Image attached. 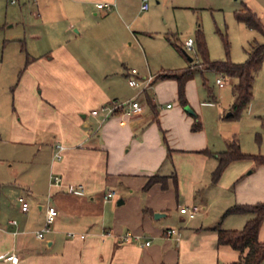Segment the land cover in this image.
<instances>
[{
  "label": "crops",
  "instance_id": "1",
  "mask_svg": "<svg viewBox=\"0 0 264 264\" xmlns=\"http://www.w3.org/2000/svg\"><path fill=\"white\" fill-rule=\"evenodd\" d=\"M35 2L23 24L29 53L8 86L11 104H3L0 115V142L6 145L0 155V264L236 262L239 253L219 246L215 229L240 230L252 218L223 214L234 205L264 201V166L236 160L212 182L222 151L213 150L199 115L193 120L185 115L184 110L192 112L188 99L180 106L169 104L168 99L178 98L176 80L157 77L190 65L160 68L150 76L152 95L159 93L161 103L165 99L160 112L142 88L144 72L133 76L138 87L128 84L131 59L148 57L141 36L162 40L160 57L185 58L177 33L167 23L156 32L137 27L138 15L128 0ZM167 84L169 97L162 93ZM140 86L130 94L125 89ZM184 92L188 96L186 82ZM133 101L140 111H131ZM113 102L121 107L109 111ZM56 142L63 146L60 159L54 156ZM52 175L61 178L59 184L51 183ZM153 175L164 178L165 186L155 182L145 189ZM69 185L81 186L82 194L68 192ZM110 190L115 197L105 200ZM20 198L28 204L26 211ZM48 206L58 214L40 239L36 233ZM181 207L198 211L189 218ZM168 228L179 235L166 236ZM263 239L264 220L258 232ZM11 254L15 263L4 259Z\"/></svg>",
  "mask_w": 264,
  "mask_h": 264
},
{
  "label": "rangeland",
  "instance_id": "2",
  "mask_svg": "<svg viewBox=\"0 0 264 264\" xmlns=\"http://www.w3.org/2000/svg\"><path fill=\"white\" fill-rule=\"evenodd\" d=\"M128 4L131 12H136L138 15L137 27L148 28L149 32H156L167 23L170 31L177 33V44L187 56L193 59L189 62L187 57L179 56L173 59L160 57L157 48L162 40H159L157 36H141L143 42L140 41V43L146 49L148 57L138 54L137 57L131 59L129 67L138 71L140 75L144 72L146 77L154 76L160 68H171V66H176L175 64L191 66L199 61L195 43L197 29H200L204 35L210 60L226 59L227 48L228 59L231 62L243 63L252 45L263 42V37L257 30L249 29L244 23L236 20L235 13L245 8L250 9L264 24V0H153L149 3V9L143 12L139 10V1L128 0ZM35 5V0H0V115H3L2 105L8 108L11 104L12 97L8 86L14 84L17 72L29 53L28 38L25 39L26 32L24 33L23 24L29 21V11ZM187 37L194 42L188 50L183 46ZM192 69V76L184 80L188 85V96L184 92V97L188 99V106L192 112L184 110V113L192 120L193 114L199 115L201 131L210 138L213 150L224 151L227 144L235 139L242 153L246 155L264 154V130L261 126L264 118V60L255 74L250 103L237 117L233 118L225 117L230 112L233 102L232 84L235 80L205 69L204 66L196 65ZM217 78L222 79V87L215 83ZM155 81V83H161V81ZM151 83L147 85L146 91L149 96L151 95L157 111L160 112L165 106V99L161 103L159 93L156 96L152 95L150 87L152 88L153 85ZM174 83L177 90L176 81ZM143 87L144 84H142ZM125 89H128V94H130L141 89V86ZM170 89V84H167L162 89L164 91L162 93L169 97ZM2 96L5 99L4 103ZM212 96L215 97L214 101ZM168 102L170 105L180 106L176 97L174 100L168 99ZM5 147L6 145L0 142V155ZM238 161L245 165L258 167L250 159Z\"/></svg>",
  "mask_w": 264,
  "mask_h": 264
},
{
  "label": "trees",
  "instance_id": "3",
  "mask_svg": "<svg viewBox=\"0 0 264 264\" xmlns=\"http://www.w3.org/2000/svg\"><path fill=\"white\" fill-rule=\"evenodd\" d=\"M237 21L244 23L249 29L257 30L263 37L262 43L253 44L248 52L247 59L243 63H233L228 59V50L226 48V59L224 60H210L205 44V39L200 29L195 32V43L199 61L187 67L185 70L165 71L159 73L157 77L165 79H174L178 84V99L185 104L184 98V79L192 71L193 66H204L205 69L223 74L235 80L232 84L233 102L230 107L231 114L225 118L237 117L242 110H244L250 103L253 92V81L255 74L259 71L262 61L264 60V24L257 17V15L250 9H243L235 13ZM227 47V44L225 43ZM182 55L186 56L184 50L177 47ZM148 104L154 109L151 101ZM261 126L264 130V118ZM198 125L195 123L193 130ZM259 138V137H258ZM261 139L259 138V141ZM250 159L256 166H264V154L246 155L241 152L238 143L231 140L227 144V148L217 154V165L212 173V182H216L222 174L225 167L233 161ZM160 182L164 187V178L153 175L149 177L144 188H149L153 183ZM250 213L252 218L249 219L240 230H224L217 227V244L219 246H228L239 253V258L236 262L229 264H261L264 261V239L258 240V232L261 223L264 220V201L254 204L234 205L228 208L223 217L230 214Z\"/></svg>",
  "mask_w": 264,
  "mask_h": 264
},
{
  "label": "built area",
  "instance_id": "4",
  "mask_svg": "<svg viewBox=\"0 0 264 264\" xmlns=\"http://www.w3.org/2000/svg\"><path fill=\"white\" fill-rule=\"evenodd\" d=\"M152 0H140V9L142 11H145L148 9L149 7V3L151 2ZM97 7L101 8V7H106V8H109V5L108 4H98ZM192 44H193V41L191 38H188L186 41H185V49H191L192 47ZM130 72V75L131 77L128 78V84L131 86V87H138L139 86V82L133 77L135 74H136V70L135 69H130L129 70ZM152 80V77H147L145 79V83H144V87H147L148 83ZM215 83L221 87L223 85V82H222V79L221 78H217ZM131 111L132 112H138L141 110V106L133 101L131 102ZM121 107V104L119 103H116V102H113L110 107H109V111H115L116 109H119ZM167 107H170L169 104H167ZM93 113H95V111H93ZM55 148H56V153H55V159H60L61 158V151L63 149V146L61 145L60 142H56L55 144ZM61 181V178L58 176V175H52L51 176V183L54 184V185H57L59 184ZM68 192H71V193H75V194H82V189H81V186H73V185H69L68 186ZM115 191L113 190H110V191H107L105 194H104V199L105 200H108V199H111L113 197H115ZM19 201L21 202V206H22V210L23 211H26L28 209V204L23 200V199H19ZM198 211V208L197 207H191V208H186V207H181L179 208V212L182 213V214H186L189 218L193 217L194 214ZM58 214V211L55 207L53 206H48L47 209H46V222L43 226V228L38 231L36 233V236L38 238H43V233L44 232H47L49 231V224L52 222V220L57 216ZM14 222V221H13ZM69 236L73 237L74 234L72 233H68ZM165 235L166 236H178L179 235V232L174 229V228H168L166 229L165 231ZM82 237V236H81ZM129 238V235H125L124 236V240H127ZM149 242H146V245H148ZM5 260H10L12 263H15L17 261V257L13 254H11L9 257H5L4 258Z\"/></svg>",
  "mask_w": 264,
  "mask_h": 264
},
{
  "label": "water",
  "instance_id": "5",
  "mask_svg": "<svg viewBox=\"0 0 264 264\" xmlns=\"http://www.w3.org/2000/svg\"><path fill=\"white\" fill-rule=\"evenodd\" d=\"M186 57L188 58L189 61L192 60L191 57L187 56V54H186ZM230 114H231V112H228V113L226 114V117H228ZM159 216H160V213H154V217H159Z\"/></svg>",
  "mask_w": 264,
  "mask_h": 264
}]
</instances>
